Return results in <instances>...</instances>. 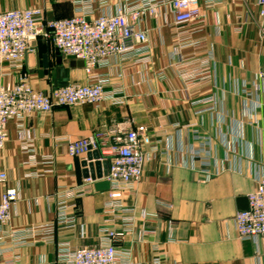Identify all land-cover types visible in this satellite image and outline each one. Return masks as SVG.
<instances>
[{"label": "crops", "instance_id": "1", "mask_svg": "<svg viewBox=\"0 0 264 264\" xmlns=\"http://www.w3.org/2000/svg\"><path fill=\"white\" fill-rule=\"evenodd\" d=\"M257 1L199 0L200 19L180 29L161 6L140 26L148 33L147 62L112 58L93 71L105 81V102L28 115V149L18 140L16 121L7 123L0 196L15 188L18 200L0 232V264H69L65 251L107 244L110 231L123 232L117 251L136 264H264V240L241 241L233 220L240 200L264 179V34ZM125 3L0 0V13L40 9L46 20L93 19ZM30 48L19 67L0 66V87L20 77L42 93L87 83L83 67L71 66L51 42L38 39ZM112 123L144 135L143 175L122 202L128 213L110 212L108 190L95 187L105 176L85 183L90 178L82 163L96 162L87 161L88 154L97 152L100 175L108 172L101 149L67 153L69 141L105 133ZM198 137L209 143V175L192 156ZM64 192L75 194L64 201L71 223L61 225L58 196ZM50 224L52 242L30 236L19 244L22 230Z\"/></svg>", "mask_w": 264, "mask_h": 264}, {"label": "built area", "instance_id": "2", "mask_svg": "<svg viewBox=\"0 0 264 264\" xmlns=\"http://www.w3.org/2000/svg\"><path fill=\"white\" fill-rule=\"evenodd\" d=\"M199 0H126L125 6L114 14H101L93 19L77 15L58 20H46L40 9L14 10L0 13V66L6 64L17 68L25 58L30 45L38 39L52 43L65 57H73L83 63L87 83H72L52 92H38L32 89L25 77H20L13 85L0 87V151L7 141L6 125L17 123L18 140L24 149L30 145L27 139L26 117L30 114L50 113L55 107L100 105L107 99L105 81L95 75L97 68L106 67L112 58L120 62H147L149 57L148 33L140 28L146 15L157 16L161 6H167L172 15V26L176 29L188 28L200 19ZM80 3V2H79ZM257 23L264 34V0L257 1ZM206 65V63H205ZM264 77L263 74L260 75ZM202 141L194 151L193 158L202 168L210 165V154L206 147L208 140ZM144 135L139 129L112 123L105 133L101 130L93 135L69 141L67 153L71 157L80 156L91 150H102L108 164L105 180L109 184L108 208L111 213H128L123 208V200L132 186L140 181L144 163L147 160L141 146ZM209 175L208 170L203 171ZM6 174L0 173V182ZM87 185L93 181L87 179ZM75 193H61L58 196V223L70 224L65 218V199ZM18 200L15 188H8L0 196V232L8 225L12 207ZM248 208L234 215V225L241 241L264 240V179L257 181L256 189L247 197ZM53 224L31 227L20 232V243L27 238L39 237L52 242ZM107 244L67 250L65 256L69 264H136L124 259L117 251L123 232H106ZM155 264H160L156 260Z\"/></svg>", "mask_w": 264, "mask_h": 264}, {"label": "water", "instance_id": "3", "mask_svg": "<svg viewBox=\"0 0 264 264\" xmlns=\"http://www.w3.org/2000/svg\"><path fill=\"white\" fill-rule=\"evenodd\" d=\"M67 59L70 61L71 66H77V67H83V63L81 61H75L73 59V57H67ZM43 72L44 74L46 73V69H47V65L45 63V61H43ZM93 156V158H92ZM95 160L96 162L94 164H87L85 162L82 163V166L84 168H88L87 170V175H85V178H90L91 180H96V179H101L102 176H106L107 172L105 171L103 173V175H100V173L98 172L99 166H100V162L99 160V156L97 154V152H95V154H88L87 156V161H91V160ZM103 165L106 166L107 170H108V164L107 162H104ZM93 168L95 169L96 172L93 171ZM86 174V172H85ZM96 188H98V190H108L109 189V184L108 182H99L95 185ZM240 207L239 210L240 211H244L248 208V200L247 199H241L240 200Z\"/></svg>", "mask_w": 264, "mask_h": 264}]
</instances>
